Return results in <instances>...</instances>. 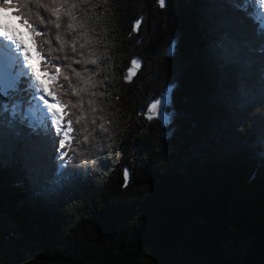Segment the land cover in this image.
Here are the masks:
<instances>
[{
  "label": "trees",
  "instance_id": "obj_1",
  "mask_svg": "<svg viewBox=\"0 0 264 264\" xmlns=\"http://www.w3.org/2000/svg\"><path fill=\"white\" fill-rule=\"evenodd\" d=\"M238 2L111 0L114 134L55 190L26 176L43 137L0 153V264H264V38Z\"/></svg>",
  "mask_w": 264,
  "mask_h": 264
},
{
  "label": "snow or ice",
  "instance_id": "obj_2",
  "mask_svg": "<svg viewBox=\"0 0 264 264\" xmlns=\"http://www.w3.org/2000/svg\"><path fill=\"white\" fill-rule=\"evenodd\" d=\"M110 2L0 0V11L15 9L20 24L16 28L0 20V49L7 55L0 75V153L14 152L22 139L36 145L34 134L48 141L46 157L34 147L35 158L26 160L27 179L37 190H55L72 182L68 166L114 134L105 100L111 95L106 69L113 57L110 23L105 19ZM157 3L166 7V0ZM233 7L244 13L254 35L264 38V0H239ZM142 19L133 22V30H139ZM258 49L264 52V46ZM140 66L133 58L123 78L130 82ZM171 94L172 88H165L141 114L168 123ZM259 147L264 155L261 141ZM90 162L94 161L79 160L81 165ZM123 175L127 186V169Z\"/></svg>",
  "mask_w": 264,
  "mask_h": 264
},
{
  "label": "rangeland",
  "instance_id": "obj_3",
  "mask_svg": "<svg viewBox=\"0 0 264 264\" xmlns=\"http://www.w3.org/2000/svg\"><path fill=\"white\" fill-rule=\"evenodd\" d=\"M0 20H3L5 23H8V24H10V25H12L14 27H18V28L20 27L19 22L16 21V16L11 15V12L0 11ZM21 31H23V29H21ZM2 51H3V49H0V55H2L1 54ZM3 55H6V54H3ZM6 60H7V56L6 57L0 56V75L3 74L4 65L6 63ZM156 118H159V117H156Z\"/></svg>",
  "mask_w": 264,
  "mask_h": 264
}]
</instances>
